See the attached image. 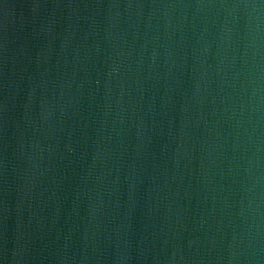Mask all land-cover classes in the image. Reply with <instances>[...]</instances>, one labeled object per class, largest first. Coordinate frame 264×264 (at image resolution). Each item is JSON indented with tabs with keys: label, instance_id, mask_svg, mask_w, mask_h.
<instances>
[{
	"label": "water",
	"instance_id": "1",
	"mask_svg": "<svg viewBox=\"0 0 264 264\" xmlns=\"http://www.w3.org/2000/svg\"><path fill=\"white\" fill-rule=\"evenodd\" d=\"M0 264H264V0H0Z\"/></svg>",
	"mask_w": 264,
	"mask_h": 264
}]
</instances>
